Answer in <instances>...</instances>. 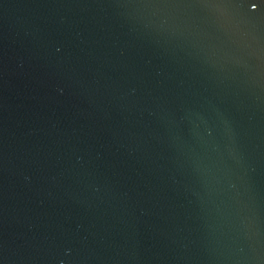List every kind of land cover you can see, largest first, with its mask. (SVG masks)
Listing matches in <instances>:
<instances>
[{"label":"water","instance_id":"water-1","mask_svg":"<svg viewBox=\"0 0 264 264\" xmlns=\"http://www.w3.org/2000/svg\"><path fill=\"white\" fill-rule=\"evenodd\" d=\"M0 264H264V0H0Z\"/></svg>","mask_w":264,"mask_h":264},{"label":"snow or ice","instance_id":"snow-or-ice-1","mask_svg":"<svg viewBox=\"0 0 264 264\" xmlns=\"http://www.w3.org/2000/svg\"><path fill=\"white\" fill-rule=\"evenodd\" d=\"M234 2V0H227V4ZM252 7H256L255 4L252 5Z\"/></svg>","mask_w":264,"mask_h":264}]
</instances>
